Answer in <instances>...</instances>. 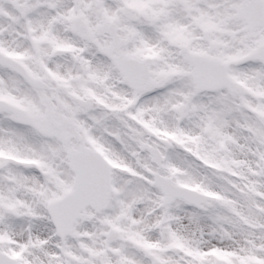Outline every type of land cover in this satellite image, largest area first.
Here are the masks:
<instances>
[{
  "label": "snow or ice",
  "instance_id": "6c2138e0",
  "mask_svg": "<svg viewBox=\"0 0 264 264\" xmlns=\"http://www.w3.org/2000/svg\"><path fill=\"white\" fill-rule=\"evenodd\" d=\"M0 264H264V0H0Z\"/></svg>",
  "mask_w": 264,
  "mask_h": 264
}]
</instances>
